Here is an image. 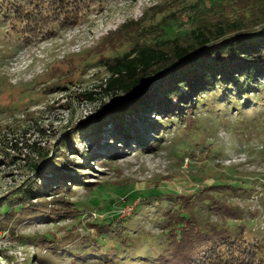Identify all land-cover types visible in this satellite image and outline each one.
Returning a JSON list of instances; mask_svg holds the SVG:
<instances>
[{"label":"trees","instance_id":"trees-1","mask_svg":"<svg viewBox=\"0 0 264 264\" xmlns=\"http://www.w3.org/2000/svg\"><path fill=\"white\" fill-rule=\"evenodd\" d=\"M85 1L0 0V37L14 34L22 36L24 42L42 34H56L54 24L59 19L63 20L61 26L79 25L86 13L82 7L89 10ZM208 2L185 0L169 9L163 5L150 7L139 20L121 24L81 54L85 57H78L82 60L96 55L104 59L100 65L109 76L97 86V92L118 95L112 103L114 111L106 104L102 106L103 112L111 113L112 130L102 132L100 125L91 128L81 124L64 132L47 152L32 145L30 149L36 157L28 166L36 176L0 200V231L16 236V226L25 223L66 219L80 223L90 211L99 210L103 216H95L87 223L94 229V236L81 235L72 226L62 229L64 235L60 239L50 233L16 238L36 242L52 252V258L67 256L73 263L98 260L113 264H264L257 241H247L213 221L212 213L206 215L204 207L196 205L198 195L190 191L174 193L168 178L153 188L130 191L126 198L139 202L133 217L119 220L118 214L109 210L119 195L109 193L103 197L105 185L91 183L90 173L84 171L103 167L120 154L156 152L173 126L184 137L202 109H231L229 118L236 113L240 116L239 110L254 117L264 112V0ZM183 14L186 21L182 20ZM120 49L122 54L113 55ZM70 62L72 66L66 70ZM76 64L64 58L51 73L73 71ZM51 77L52 74L47 76ZM65 78L71 83L68 76ZM61 82L49 85V89L61 85L66 88ZM147 87L152 88L142 94ZM94 94L83 93L78 98L94 100ZM105 134L113 147L100 143ZM183 137L178 142L184 143ZM83 139L94 143L100 156L80 153L76 145ZM0 154L8 155L1 146ZM51 154L54 157L50 160ZM69 154L82 161L75 164ZM192 157L190 152V165L197 162ZM47 159L40 170L39 163ZM73 166L80 170L75 175L71 174L76 169ZM180 177L174 175V184ZM51 186L52 192L59 191L49 200L46 193ZM73 187L84 188L90 199L70 201L68 193ZM150 212L159 235L148 231L146 221L137 218L149 216Z\"/></svg>","mask_w":264,"mask_h":264},{"label":"rangeland","instance_id":"rangeland-1","mask_svg":"<svg viewBox=\"0 0 264 264\" xmlns=\"http://www.w3.org/2000/svg\"><path fill=\"white\" fill-rule=\"evenodd\" d=\"M180 1L185 0H86L89 10L82 7L86 13L79 25L61 26L63 20L59 19L54 24L56 34H42L24 42L22 36L14 34L4 33L0 37V146L8 154H0V200L30 183L36 176L28 166L36 157L30 149L32 145L36 144V147L42 148L40 150L47 152L57 145L64 132L81 124H88L91 128L100 125L102 132L112 130L109 123L111 113L103 112L102 106L106 104L110 111H114L112 103L118 95L98 94L97 89L109 76L105 67L100 65L104 59L96 55L82 60L78 57H85L81 54L86 50L87 53L103 36L115 31L121 24L139 20L148 8L163 5L164 9H169ZM205 1L209 4L208 0ZM182 20H187L185 14ZM122 52L120 49L113 55ZM64 58L77 63L74 70L51 73L52 68ZM91 60L96 63L92 64ZM71 66V62L67 63L66 70ZM47 73L53 78L45 77ZM65 76L71 79V83L69 79L66 81ZM61 81L66 88L61 85L49 89V85ZM83 93L96 95H93L94 100L79 99L78 95ZM240 112V116L236 113L235 117L229 118L231 109H213L210 112L202 109L184 137H180L179 128L173 126L166 132L156 152L120 154L103 167L93 166L94 171L84 170L90 173L88 181L105 185L101 191L103 197H108L109 193L119 195L109 210L111 214H118L120 220L131 217L139 202L132 203L126 198L130 191L153 188L159 182L170 180L174 193L190 191L198 195L196 205L203 206L206 215L212 213L211 219L228 228L232 234L242 235L247 241H257L264 254V112L258 117L244 115L242 110ZM182 137L184 143L178 142ZM100 143H109L113 147L108 134L102 137ZM77 144L76 148L82 154H101L87 139L79 140ZM190 152L192 158H197L195 163L191 158L192 165L188 161ZM53 157L51 154L50 160ZM69 158L75 164L82 161L73 154H69ZM48 161L40 162L39 169H43ZM73 167L76 169H72L71 174L75 175L80 170L79 166ZM179 174L181 177L174 184V175ZM53 189L49 187L46 193L49 200L59 191L52 192ZM68 194L70 201L90 199L84 188L73 187ZM201 198L206 199L201 201ZM226 211L227 214H220ZM103 214L99 210L90 211L80 223L66 219L54 223L36 221L17 225L16 236L33 237L50 233L60 239L64 235L62 229L72 226L81 235L94 236V229L89 228L87 223ZM153 215L150 212L149 216L144 214L137 218L146 221L148 231L159 235L160 230L151 221ZM16 236L0 231V264H113L98 260L73 263L67 256L52 258L53 253L48 249Z\"/></svg>","mask_w":264,"mask_h":264},{"label":"water","instance_id":"water-1","mask_svg":"<svg viewBox=\"0 0 264 264\" xmlns=\"http://www.w3.org/2000/svg\"><path fill=\"white\" fill-rule=\"evenodd\" d=\"M158 79H159V78H158ZM149 88H150V87H147V88L142 92V94L145 93V92H147V91L149 90Z\"/></svg>","mask_w":264,"mask_h":264}]
</instances>
